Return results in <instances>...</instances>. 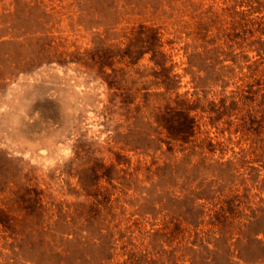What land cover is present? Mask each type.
<instances>
[{
	"label": "rangeland",
	"instance_id": "obj_1",
	"mask_svg": "<svg viewBox=\"0 0 264 264\" xmlns=\"http://www.w3.org/2000/svg\"><path fill=\"white\" fill-rule=\"evenodd\" d=\"M0 264H264V0H0Z\"/></svg>",
	"mask_w": 264,
	"mask_h": 264
},
{
	"label": "trees",
	"instance_id": "obj_2",
	"mask_svg": "<svg viewBox=\"0 0 264 264\" xmlns=\"http://www.w3.org/2000/svg\"><path fill=\"white\" fill-rule=\"evenodd\" d=\"M149 49H152V48H149ZM149 49H148V50H149ZM143 52H144V51H143ZM187 126H189V124H188Z\"/></svg>",
	"mask_w": 264,
	"mask_h": 264
}]
</instances>
